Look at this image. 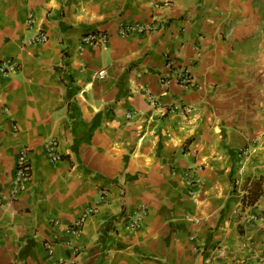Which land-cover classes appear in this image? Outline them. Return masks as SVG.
<instances>
[{
    "label": "crops",
    "instance_id": "1",
    "mask_svg": "<svg viewBox=\"0 0 264 264\" xmlns=\"http://www.w3.org/2000/svg\"><path fill=\"white\" fill-rule=\"evenodd\" d=\"M4 60L0 190L22 148L33 170L0 204V264H51L54 240L70 256L63 229L89 208L76 264H264V0H0ZM184 67L197 89L163 85Z\"/></svg>",
    "mask_w": 264,
    "mask_h": 264
},
{
    "label": "built area",
    "instance_id": "2",
    "mask_svg": "<svg viewBox=\"0 0 264 264\" xmlns=\"http://www.w3.org/2000/svg\"><path fill=\"white\" fill-rule=\"evenodd\" d=\"M34 16L32 13L28 15L27 24L31 27L33 26ZM160 27L159 22L153 20L151 22H132V23H123L119 27L120 36H127L132 33H148L157 31ZM48 41V35L45 32H37L30 36L27 39V43L29 44H40ZM83 42L88 44H93L97 46H104L108 42V36L104 32H90L83 37ZM169 68H174V62L172 60H168ZM17 65L9 60H4L0 62V73L3 75H10L14 73ZM100 78L105 77V72H100ZM173 81H176L179 85L187 89H197L199 84L196 82L193 72L190 67H184L180 69H174L173 73L164 75L162 77L163 85L169 86ZM151 102H155L154 98L150 99ZM132 113H128L127 117H131ZM45 147L49 153L51 160L59 161L62 155L59 152V144L58 141L54 138L49 139L45 142ZM251 153V148L246 147L244 150L239 152L240 157L249 156ZM32 162L29 157L28 148H22L17 161H16V170L14 177V185L10 191L5 192L4 190H0V204L6 203L9 200L15 199L20 195L22 190L27 187V184L31 180L32 176ZM103 195L101 198H104ZM93 212L92 208L87 209L82 215L79 217L76 223L69 224L64 227V231L66 236L63 239L64 246L72 250V254L70 256L64 255H55V247L54 244L57 242L56 240L46 242V248L50 258L52 259L51 264H76L77 257L80 252V247L77 243V239L80 236L84 223L87 217ZM57 224H61L60 222H56ZM132 225H135V223ZM59 241V238H56ZM264 256L260 257L259 261H263Z\"/></svg>",
    "mask_w": 264,
    "mask_h": 264
},
{
    "label": "trees",
    "instance_id": "3",
    "mask_svg": "<svg viewBox=\"0 0 264 264\" xmlns=\"http://www.w3.org/2000/svg\"><path fill=\"white\" fill-rule=\"evenodd\" d=\"M255 184L256 183H259L258 182H254ZM261 192H259V190L257 191H250V193L247 195H244L243 198H242V203L244 206H249V205H254V203L259 199V197L261 196Z\"/></svg>",
    "mask_w": 264,
    "mask_h": 264
}]
</instances>
